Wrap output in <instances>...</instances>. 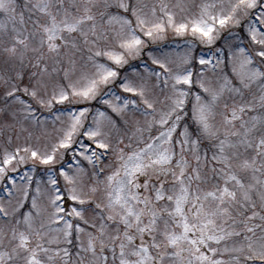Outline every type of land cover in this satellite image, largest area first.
Masks as SVG:
<instances>
[{
    "label": "snow or ice",
    "instance_id": "snow-or-ice-1",
    "mask_svg": "<svg viewBox=\"0 0 264 264\" xmlns=\"http://www.w3.org/2000/svg\"><path fill=\"white\" fill-rule=\"evenodd\" d=\"M0 264H264V0H0Z\"/></svg>",
    "mask_w": 264,
    "mask_h": 264
}]
</instances>
